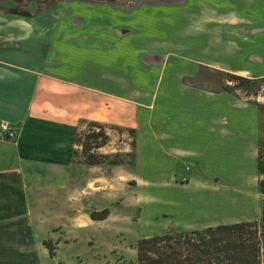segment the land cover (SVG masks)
I'll return each instance as SVG.
<instances>
[{"label": "crops", "instance_id": "1", "mask_svg": "<svg viewBox=\"0 0 264 264\" xmlns=\"http://www.w3.org/2000/svg\"><path fill=\"white\" fill-rule=\"evenodd\" d=\"M69 6L26 18L0 11V123L17 131L7 139L0 129V264L45 254L44 241L60 231L47 225L38 240L35 227L47 220L96 221L91 213L109 207L108 176L118 171L148 178L149 191L170 202L163 214L189 225L181 230L233 223H215V175L241 178L245 165L257 172L258 108L215 88V71L239 74L222 55L235 43L253 46L244 35L258 37L264 62V0L254 16L204 0ZM24 19L31 28L12 32ZM251 19L257 34L244 30ZM90 121L134 130L130 148L119 150L135 142L133 166L82 161L77 139ZM187 162L195 170L183 182Z\"/></svg>", "mask_w": 264, "mask_h": 264}, {"label": "rangeland", "instance_id": "2", "mask_svg": "<svg viewBox=\"0 0 264 264\" xmlns=\"http://www.w3.org/2000/svg\"><path fill=\"white\" fill-rule=\"evenodd\" d=\"M71 0H0V11L9 12L14 16H36L46 8L56 7L58 10H68ZM213 1L224 10H232L237 15H258L262 0H204ZM26 16V17H25ZM244 22V20H243ZM238 21V28L244 27L248 32L258 33V24ZM32 21L24 19L22 22H13L10 26L12 32L18 33L22 26L29 29ZM240 31H243L240 29ZM245 39L251 41L253 46L249 49L239 50V43L234 44L235 50H230L222 56L232 55L231 64L226 68L232 71H240L238 75L245 77H259L264 74V62L260 57L259 39L244 35ZM238 47V48H237ZM242 53V54H241ZM240 55V56H239ZM242 57V61L241 58ZM227 71H215V88H223L227 82ZM233 73V72H230ZM230 84L232 82L228 81ZM235 96L252 103H264V86L258 95L248 96L244 89H236ZM257 107V106H256ZM256 109V108H255ZM259 110V109H258ZM257 124H261V132L264 135V108L262 114L257 115ZM89 129L88 124L80 130L81 138H85ZM110 135L109 143L118 151L108 152L113 155L121 153L120 149L130 148L131 135L124 129L108 128ZM251 149L255 147L252 141ZM132 150V147H131ZM101 153V152H100ZM127 166L131 165V157H124ZM108 162V161H107ZM104 163L109 165L108 163ZM195 164V163H194ZM191 162L183 164L185 176L178 178L183 182L188 181V175L195 170V165ZM110 172V168H109ZM116 173V172H115ZM112 173L108 176V201L110 217L104 220H96L83 227L74 226L67 218L47 220L46 225L35 227L37 239L47 237L50 231L46 230L47 225L58 224L53 228L60 229L54 238L53 244L56 253L52 256L47 248V252L41 255L34 254L28 259V264H136L137 243L140 239L160 233L166 229L174 228L181 230L189 225L184 221L172 219L167 214H163V209L169 206L164 194L151 192L148 188L149 179L143 176L131 178L124 173ZM242 178V179H241ZM232 177L226 175H215V223L236 222L246 220H257L260 215L261 196L258 192V175L256 169L245 165L242 177ZM151 210V211H150ZM51 210H46L48 214ZM53 216V213L48 215ZM53 230V229H52ZM51 230V231H52ZM63 232V233H61ZM51 238V237H50ZM47 238L48 240H51ZM60 239V240H59ZM59 240V241H58ZM31 262V263H30Z\"/></svg>", "mask_w": 264, "mask_h": 264}, {"label": "trees", "instance_id": "3", "mask_svg": "<svg viewBox=\"0 0 264 264\" xmlns=\"http://www.w3.org/2000/svg\"><path fill=\"white\" fill-rule=\"evenodd\" d=\"M226 75L227 82L222 87L231 93L242 88L248 96L258 95L264 86V76L251 78L230 72H226ZM256 105L260 116L264 103L256 101ZM87 124L92 129H89L85 138L77 139L82 146L84 163L97 165L108 161L109 164L118 165L124 164V157L130 156V163L134 164V141L130 152L117 153L112 156L116 159L111 160V154L98 151L109 143V127L96 121ZM129 132L134 133V130L130 129ZM257 174L258 192L261 196L260 215L257 220L219 224L203 229H166L138 241L136 264H264V135L261 132V124L258 135ZM109 214V208H105L93 211L91 217L94 220H104ZM44 244L54 256L56 247L53 241L45 240Z\"/></svg>", "mask_w": 264, "mask_h": 264}, {"label": "built area", "instance_id": "4", "mask_svg": "<svg viewBox=\"0 0 264 264\" xmlns=\"http://www.w3.org/2000/svg\"><path fill=\"white\" fill-rule=\"evenodd\" d=\"M0 129L7 139H15L17 137V131L11 126L9 121H2Z\"/></svg>", "mask_w": 264, "mask_h": 264}]
</instances>
